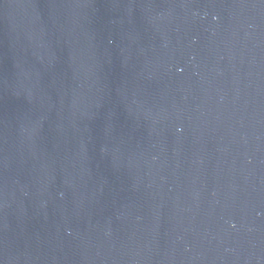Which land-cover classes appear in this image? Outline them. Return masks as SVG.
Here are the masks:
<instances>
[{
    "label": "water",
    "instance_id": "obj_1",
    "mask_svg": "<svg viewBox=\"0 0 264 264\" xmlns=\"http://www.w3.org/2000/svg\"><path fill=\"white\" fill-rule=\"evenodd\" d=\"M0 264H264V0H0Z\"/></svg>",
    "mask_w": 264,
    "mask_h": 264
}]
</instances>
